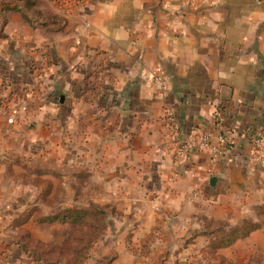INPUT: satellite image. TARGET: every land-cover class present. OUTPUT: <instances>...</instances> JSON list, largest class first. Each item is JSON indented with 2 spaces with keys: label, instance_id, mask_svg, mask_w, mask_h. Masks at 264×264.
I'll use <instances>...</instances> for the list:
<instances>
[{
  "label": "crops",
  "instance_id": "1",
  "mask_svg": "<svg viewBox=\"0 0 264 264\" xmlns=\"http://www.w3.org/2000/svg\"><path fill=\"white\" fill-rule=\"evenodd\" d=\"M33 2L0 0V206L90 193L107 231L91 264H264V0ZM219 126L228 157L176 158Z\"/></svg>",
  "mask_w": 264,
  "mask_h": 264
},
{
  "label": "rangeland",
  "instance_id": "2",
  "mask_svg": "<svg viewBox=\"0 0 264 264\" xmlns=\"http://www.w3.org/2000/svg\"><path fill=\"white\" fill-rule=\"evenodd\" d=\"M56 1L64 7L69 3ZM31 184L26 183L27 191L37 186ZM50 187L46 193H14L11 207L0 206H5L0 210L7 216L6 226L0 229V264H91L107 232L105 207L88 201L90 193H75V203L69 193L61 200L62 193H52ZM58 215L70 218L53 223L43 220ZM107 258L103 264H109ZM92 264H97L95 259Z\"/></svg>",
  "mask_w": 264,
  "mask_h": 264
},
{
  "label": "built area",
  "instance_id": "3",
  "mask_svg": "<svg viewBox=\"0 0 264 264\" xmlns=\"http://www.w3.org/2000/svg\"><path fill=\"white\" fill-rule=\"evenodd\" d=\"M28 108V102L22 101L21 103L14 104L8 114V123L15 124L18 118V115L21 111H26ZM3 108L0 107V114L2 113ZM170 126L172 127L174 133L178 132L179 127L171 119ZM232 138L230 134L222 126L218 127L217 133L214 136L210 134L203 133L198 138H192L182 141L178 147L176 158L184 155L187 151L194 148L201 151H206L211 153V161L217 162L222 158H226L231 154L232 151ZM253 146V159L255 163L259 164L264 168V138L257 134L254 135L252 139Z\"/></svg>",
  "mask_w": 264,
  "mask_h": 264
},
{
  "label": "trees",
  "instance_id": "4",
  "mask_svg": "<svg viewBox=\"0 0 264 264\" xmlns=\"http://www.w3.org/2000/svg\"><path fill=\"white\" fill-rule=\"evenodd\" d=\"M24 1H25V4L27 5V7L30 9H31V7L35 6V3L33 2V0H24ZM15 9H18V8L15 7ZM75 217L77 218L79 216H75ZM67 218H70V216L64 217L62 215H58V216L48 217V218H45L43 220L50 222V223H53V222H57V221H64ZM85 218H86L85 215L82 214L81 215L82 221H84ZM257 227H258L257 224L252 223L250 221H246V222H244V224L240 228L234 229L231 232V234H230L229 238H227L226 242H234L238 238L246 237L250 232L257 229Z\"/></svg>",
  "mask_w": 264,
  "mask_h": 264
}]
</instances>
